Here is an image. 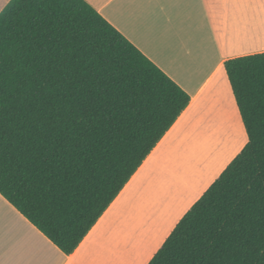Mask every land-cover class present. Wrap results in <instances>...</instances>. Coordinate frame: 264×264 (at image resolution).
<instances>
[{
  "label": "trees",
  "instance_id": "1",
  "mask_svg": "<svg viewBox=\"0 0 264 264\" xmlns=\"http://www.w3.org/2000/svg\"><path fill=\"white\" fill-rule=\"evenodd\" d=\"M222 69L246 144L148 264H264V52ZM189 101L85 0H9L0 195L70 255Z\"/></svg>",
  "mask_w": 264,
  "mask_h": 264
},
{
  "label": "crops",
  "instance_id": "2",
  "mask_svg": "<svg viewBox=\"0 0 264 264\" xmlns=\"http://www.w3.org/2000/svg\"><path fill=\"white\" fill-rule=\"evenodd\" d=\"M85 1L190 98L137 171L161 145L167 156L181 154L189 140L215 141L230 131L231 121L221 111L209 115L216 78L224 74L225 60L264 52V0ZM234 108L240 122L235 102ZM111 205L65 255L0 195V264H110L113 239L104 218Z\"/></svg>",
  "mask_w": 264,
  "mask_h": 264
},
{
  "label": "rangeland",
  "instance_id": "3",
  "mask_svg": "<svg viewBox=\"0 0 264 264\" xmlns=\"http://www.w3.org/2000/svg\"><path fill=\"white\" fill-rule=\"evenodd\" d=\"M6 1L0 0V11ZM216 81L209 115L221 111L231 121L230 131L215 141L189 140L190 148L181 154L167 156L163 145L152 154L105 215L113 239L110 264H148L176 223L245 146L224 74Z\"/></svg>",
  "mask_w": 264,
  "mask_h": 264
}]
</instances>
